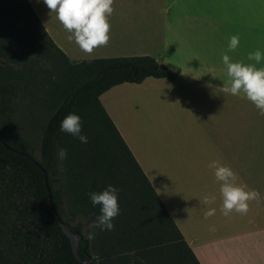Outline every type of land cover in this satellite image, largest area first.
Listing matches in <instances>:
<instances>
[{"label":"crops","instance_id":"crops-1","mask_svg":"<svg viewBox=\"0 0 264 264\" xmlns=\"http://www.w3.org/2000/svg\"><path fill=\"white\" fill-rule=\"evenodd\" d=\"M28 2L72 60L149 55L176 66V79L117 84L101 95L102 103L200 264H264V116L243 93L222 91L229 80L222 54L232 35L240 36L239 47L228 52L232 62L255 64L248 54L264 52V0H114L109 43L91 55L68 40L43 0ZM146 85L161 97L129 93ZM159 107L172 114L159 115ZM213 160L260 193L246 215L221 213L220 182L208 167ZM205 195L215 202L203 204ZM209 208L216 213L205 219Z\"/></svg>","mask_w":264,"mask_h":264},{"label":"trees","instance_id":"trees-1","mask_svg":"<svg viewBox=\"0 0 264 264\" xmlns=\"http://www.w3.org/2000/svg\"><path fill=\"white\" fill-rule=\"evenodd\" d=\"M25 1L38 56L55 61L49 88L53 113L37 146L11 130V106L4 101L17 86L13 80L30 76L31 69L25 66L24 52L13 47L9 27L14 23L5 18L7 9L0 8V56L4 58H0V130L12 147L0 138V264H81L50 205L43 169L23 152L35 156L47 170L60 215L74 231L83 233L78 245L83 260L91 254L93 264H200L101 100L104 92L124 82L140 83L149 76L174 80L176 66L149 55L72 60ZM13 61L24 62V69L16 71ZM69 113L81 117L86 144L60 130ZM57 148L67 150L60 172ZM108 185L119 190L115 227L92 229L89 225L101 212L89 193ZM164 217L174 232L168 230ZM90 232L95 233L93 239L88 238Z\"/></svg>","mask_w":264,"mask_h":264},{"label":"clouds","instance_id":"clouds-1","mask_svg":"<svg viewBox=\"0 0 264 264\" xmlns=\"http://www.w3.org/2000/svg\"><path fill=\"white\" fill-rule=\"evenodd\" d=\"M39 2V0H37ZM50 13H56L57 19L63 28L70 33L69 41H74L82 52L87 55L93 54L99 47H106L110 40L109 17L113 14L114 0H43ZM240 44V36L232 35L229 39L227 52L222 54L223 64L227 68L229 80L224 83L222 91L225 94L244 96L251 101L264 116V67H256L264 60V52L257 48L248 54V60L255 64H244L237 61L232 62L228 52H234ZM60 130L77 137L81 143H87L88 137L82 134L81 117L75 113H69L60 124ZM60 159L67 158V150L59 149ZM208 167L214 169V176L220 182V196L222 204L220 211L224 216L235 212L246 215L249 211V202L260 200V193L249 190L246 184L238 183L239 176L230 166L213 160ZM118 189L108 185L101 192L89 193L93 205H100L101 214L89 225L90 228H100L111 231L115 225L113 220L120 213L118 202ZM216 200L215 196L205 195L202 203L210 205ZM215 208L204 211V218L214 216ZM95 233L88 234L89 239L94 238Z\"/></svg>","mask_w":264,"mask_h":264},{"label":"rangeland","instance_id":"rangeland-1","mask_svg":"<svg viewBox=\"0 0 264 264\" xmlns=\"http://www.w3.org/2000/svg\"><path fill=\"white\" fill-rule=\"evenodd\" d=\"M0 8L7 9L4 16L14 23L9 27V37L14 41L13 47L24 52L23 58L27 64L25 66L31 69V75H25L23 80L12 79L17 83V86L4 101L5 104L11 106L9 118L11 130L23 135L26 141L37 146L40 141L42 127L53 113L52 104L49 101V88L50 81L54 78L52 73L55 61L47 56H44V58L38 56V42L33 40L30 34L31 18L25 0H0ZM0 58L4 59L2 56ZM12 64L16 71L24 69V62L17 63L13 61ZM157 92L158 89L155 88V85H146L129 93H133L136 97H148V94L149 96L154 94L161 97ZM180 109L179 107L176 111V117L180 121L176 128L179 130L185 121V119H181L183 115H180ZM168 110L170 111L167 107L164 109L159 107V115L163 116L164 112ZM197 123L201 126L205 125L203 121ZM58 151L59 148L56 149V169L60 172L63 164L62 159L58 156ZM163 220L168 230L174 232L172 223L165 217Z\"/></svg>","mask_w":264,"mask_h":264},{"label":"water","instance_id":"water-1","mask_svg":"<svg viewBox=\"0 0 264 264\" xmlns=\"http://www.w3.org/2000/svg\"><path fill=\"white\" fill-rule=\"evenodd\" d=\"M0 138L4 141L3 134L1 132V130H0ZM4 142L7 146L12 148L10 145H8V143H6V141H4ZM23 153L25 155H27L34 163H36L39 167H41L43 169V171L45 173L46 183H47L48 190H49L50 205H51L60 225L62 226L63 230L65 231V233L69 236V238L71 240L74 255L79 259L81 264H93V257L91 254H88V256L85 260H83L79 254L78 245H79V241L82 240L84 237L83 233L80 231H74L73 226L71 224H69L68 222H66L64 220V218L60 215L59 210H58V208H57V206L53 200V197H52V191H51V188L49 186V176H48L47 170L41 165V163L39 162V160L35 156H33L29 153H25V152H23Z\"/></svg>","mask_w":264,"mask_h":264}]
</instances>
